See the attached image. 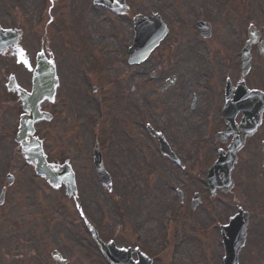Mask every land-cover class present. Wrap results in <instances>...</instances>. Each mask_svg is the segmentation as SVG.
<instances>
[{
    "label": "rangeland",
    "instance_id": "1",
    "mask_svg": "<svg viewBox=\"0 0 264 264\" xmlns=\"http://www.w3.org/2000/svg\"><path fill=\"white\" fill-rule=\"evenodd\" d=\"M179 1L127 0L133 17L157 12L169 28L151 57L133 66L125 62L131 16L112 15L91 0H0V26L20 30L22 49L32 57L43 49L55 65L59 85L49 110L56 119L46 126L53 139L47 150L54 143L67 148L83 216L105 240L117 246L134 243L153 264H222L218 226L241 205L249 209V223L237 264H264V176L255 181L253 176L262 163L261 134L255 145L241 150L237 165L238 173L253 179L235 177L233 190L219 192L210 201L200 180L211 148L201 150L197 165L191 149L205 131L218 127L212 112L218 98L207 83L223 60V21L213 25L216 40L204 42L192 24L180 20L182 10H175ZM191 13L186 5L183 19ZM231 39L233 50L236 39ZM5 70L27 83L28 73L12 60ZM173 75L176 81L161 88ZM93 87L98 89L94 92ZM193 95L197 99L189 110ZM2 107L0 117L11 126L17 111L7 104ZM206 110L210 126L203 121ZM92 119L100 124L98 129L90 127ZM147 123L164 133L185 170L161 157L156 140L145 130ZM83 124L88 133L79 131ZM95 138L112 179L107 190L98 183L91 160L77 159L83 147L91 151ZM7 174L13 175V183L0 204V264H52L53 249L70 259L69 264H107L91 245L74 202L64 198L62 188L54 190L30 172L12 136L0 142V189ZM183 186L187 193L179 205L174 189ZM200 191V203L190 210V195ZM208 225L214 228L208 231Z\"/></svg>",
    "mask_w": 264,
    "mask_h": 264
},
{
    "label": "flooded vegetation",
    "instance_id": "2",
    "mask_svg": "<svg viewBox=\"0 0 264 264\" xmlns=\"http://www.w3.org/2000/svg\"><path fill=\"white\" fill-rule=\"evenodd\" d=\"M179 4L180 5H176L177 11H179L180 9L184 10L186 8V5H190V8L193 10V14L191 13V17L193 19H201V21L210 24L211 28L207 37L200 36L196 30V36L204 42H214L216 40V28L213 25L218 23L220 19L221 21H223V33L220 34V37L222 38V40H224L225 44L224 50L222 51L223 55L221 56L223 58V65L220 68L223 71L218 76V82L216 83V86L222 88L224 91L220 94V89L218 88L216 90L214 89V92L218 97H220V100L222 101H224L225 97H229L231 100L236 95V90H240V88L242 89V93L248 95L249 98L246 101L249 102V104L253 105L254 111H256V117H260V122L257 129L250 136L245 137L246 140L243 148L246 145H255V141L256 138L259 137V133L261 134L259 143L262 146L264 140V132H262L261 130L262 126L264 125V96L261 93H258V91L264 92V0H181L179 1ZM207 14H210V17H206ZM181 15V20L184 21V12H182ZM251 27L254 29L255 35L252 38H249L248 32ZM233 37L236 39V45L235 48L231 50V38ZM215 46H217V44H215ZM237 49L238 52L235 54L234 52ZM240 51L245 52L246 63L244 62L243 58L244 54H240ZM211 53L213 52L210 51L209 54ZM16 54L17 53H15L14 51L12 53H9L8 55L6 52H0V66L4 67L2 70H0V107L7 104L10 107H14L17 111V114L15 113L14 122L11 126H7L4 119L5 117H0V141L1 139H5L6 136L14 135V131H17L19 118L23 114L21 101L17 96L18 87H21L28 92L31 91L32 75L30 67L32 65L33 59L29 55L24 56V58L28 61V65H25L24 63L19 62L20 55L17 56ZM211 56L212 54L210 55V57ZM11 60L13 61L14 65L23 67L24 70L28 73V81L26 84H21L19 82V76L17 73H10L9 71L5 70V65L8 66V63ZM242 66H244L243 70H241ZM3 96L5 98H11V100L4 101ZM51 104L52 103H49V101H44L41 104V108L49 113V106ZM0 113L3 114V111L0 110ZM242 117L243 113L239 112L236 113V116L234 118L235 124L239 127ZM53 119H56L54 115L50 121L48 120L36 123L35 135L42 138L46 157L49 162L60 163L68 159L70 163H72V159L68 157L67 148L61 149L59 143H54V147H51L49 151L47 150L46 144L48 143V140L49 145L53 143V139L49 137V129L47 128L49 127V124ZM83 119L84 117L81 118L82 121ZM42 123H45V125H43ZM230 127L232 129L234 127V124ZM42 130H44L45 133L48 132V136L43 135L41 133ZM80 130H84L86 133H88L89 129L84 125L83 127L79 126V131ZM224 130L225 122L222 121L219 131ZM231 140L232 135H228L225 138L221 139V141H219L218 143V149L216 150V152L222 150L221 152L225 153L226 147L229 145ZM97 145L98 149H100L102 153L99 140H97ZM240 152L241 151H239L238 162ZM86 153L87 148L83 147L81 150H79L77 159L84 156L87 157ZM102 160L103 164L106 165L104 159ZM238 162L233 168V180L235 181V177H240L242 180L245 178V181L247 180V178L251 180V175L249 174H240L238 173V171L237 173H234L238 169L236 167L238 165ZM259 167L260 168L258 170V173L253 175L254 181L257 177H261L263 175L261 171V161Z\"/></svg>",
    "mask_w": 264,
    "mask_h": 264
},
{
    "label": "water",
    "instance_id": "3",
    "mask_svg": "<svg viewBox=\"0 0 264 264\" xmlns=\"http://www.w3.org/2000/svg\"><path fill=\"white\" fill-rule=\"evenodd\" d=\"M2 33L9 34V31H3ZM166 33V31H165ZM140 31H137V37L136 41L139 37ZM163 36L162 33L159 34L156 41L150 43L147 48L145 54L149 52L161 39ZM36 80L34 85V96H37V100H41L49 93V98L53 94L54 86L56 84L55 77H54V71L52 66L49 64V74L47 73V66L46 64L39 59L38 61V68L36 72ZM30 96L23 97V101L25 109L30 114L24 116L22 119V129H21V139H22V155L26 157V159L33 163L35 171L38 174L44 175V177L48 180V182L52 185H55L58 181L65 180L67 183V190L69 192L74 191V187L72 184V176L68 172L66 174V171H63L62 169H56L48 164L45 163L40 145L35 140L30 139V133L31 130L29 128L30 126V120L28 117H42V114L39 113V111L34 107H30L29 103L26 102ZM29 138V142H25L26 139ZM161 144V152H166L167 147L164 143H162V140L160 141ZM100 169V167L98 168ZM242 218H245L243 214L239 215V217L235 216L234 218L230 219V223L228 226L222 227V232H226L228 234V238H224V246H225V259L224 264H235L237 261V254L240 249V247L243 244L244 241V230L246 226V221L244 224L242 223ZM95 234V233H94ZM97 241V243L100 246V249L103 253V255L109 260L111 264H129L125 260L126 254L120 251H117L113 248V243H109L107 245H103L98 239L96 238V235L94 237ZM52 258L54 259L56 264H64L65 262L61 260L60 256L53 252Z\"/></svg>",
    "mask_w": 264,
    "mask_h": 264
},
{
    "label": "snow or ice",
    "instance_id": "4",
    "mask_svg": "<svg viewBox=\"0 0 264 264\" xmlns=\"http://www.w3.org/2000/svg\"><path fill=\"white\" fill-rule=\"evenodd\" d=\"M19 62L24 63L25 65H28V61L24 58V53L22 52V50L20 52V60H19Z\"/></svg>",
    "mask_w": 264,
    "mask_h": 264
},
{
    "label": "bare ground",
    "instance_id": "5",
    "mask_svg": "<svg viewBox=\"0 0 264 264\" xmlns=\"http://www.w3.org/2000/svg\"><path fill=\"white\" fill-rule=\"evenodd\" d=\"M100 53L106 54V52H104V51H101Z\"/></svg>",
    "mask_w": 264,
    "mask_h": 264
}]
</instances>
